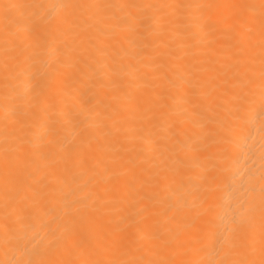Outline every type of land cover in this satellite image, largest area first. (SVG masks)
Returning <instances> with one entry per match:
<instances>
[{"label": "bare ground", "instance_id": "6f19581e", "mask_svg": "<svg viewBox=\"0 0 264 264\" xmlns=\"http://www.w3.org/2000/svg\"><path fill=\"white\" fill-rule=\"evenodd\" d=\"M0 264H264V0H0Z\"/></svg>", "mask_w": 264, "mask_h": 264}]
</instances>
